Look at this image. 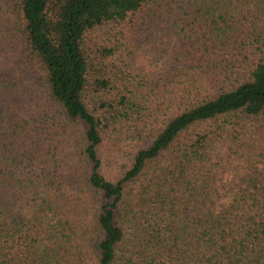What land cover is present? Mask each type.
Returning a JSON list of instances; mask_svg holds the SVG:
<instances>
[{
	"label": "trees",
	"instance_id": "trees-1",
	"mask_svg": "<svg viewBox=\"0 0 264 264\" xmlns=\"http://www.w3.org/2000/svg\"><path fill=\"white\" fill-rule=\"evenodd\" d=\"M0 264H264V0H0Z\"/></svg>",
	"mask_w": 264,
	"mask_h": 264
},
{
	"label": "rangeland",
	"instance_id": "rangeland-1",
	"mask_svg": "<svg viewBox=\"0 0 264 264\" xmlns=\"http://www.w3.org/2000/svg\"><path fill=\"white\" fill-rule=\"evenodd\" d=\"M136 65L140 68H143L144 70H147L149 63L148 60L146 58H144L143 56L138 57L136 60ZM115 169V166H112L110 163L108 165H106V170H104L105 174L107 176H113V172Z\"/></svg>",
	"mask_w": 264,
	"mask_h": 264
}]
</instances>
